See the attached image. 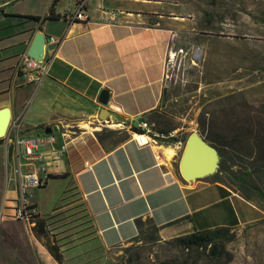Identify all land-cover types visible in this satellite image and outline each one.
Returning a JSON list of instances; mask_svg holds the SVG:
<instances>
[{
	"label": "crops",
	"instance_id": "crops-1",
	"mask_svg": "<svg viewBox=\"0 0 264 264\" xmlns=\"http://www.w3.org/2000/svg\"><path fill=\"white\" fill-rule=\"evenodd\" d=\"M134 1L99 0L93 9L89 0L90 20L70 26L63 17L75 0H0V21L9 15L41 17L34 30L6 34L0 26V109H11L8 133L37 135L46 133L43 127H57L52 132L57 147L64 141L68 145L63 157L41 146L44 161L23 164L22 171L44 176L45 166L48 180L41 188L66 180V190L76 189L100 245L109 250L133 242L147 221L168 235L244 225L262 218L261 209L228 185L208 179L209 175H184L182 159L193 133L184 127L187 120L177 113L172 103L178 99L169 95L166 83L171 35L166 37L164 15L157 13L158 20L151 23V13L129 4ZM40 31L67 34V38L49 77L37 87L16 68ZM104 89L109 93L106 104L99 101ZM141 120H161L169 129L164 133L171 132L172 137L139 145L132 129ZM104 130L127 132L128 137L100 152L95 143H100L97 135ZM88 142L94 145L83 149L81 145ZM170 147L175 151L171 158L165 156ZM18 165L12 144L7 137L0 138V210L18 196ZM31 198L46 218L33 193ZM54 263L59 264L55 259Z\"/></svg>",
	"mask_w": 264,
	"mask_h": 264
},
{
	"label": "rangeland",
	"instance_id": "rangeland-1",
	"mask_svg": "<svg viewBox=\"0 0 264 264\" xmlns=\"http://www.w3.org/2000/svg\"><path fill=\"white\" fill-rule=\"evenodd\" d=\"M90 4L96 9L99 0ZM129 4L150 12L151 23L158 20L157 13L164 15L166 37L171 35L166 83L169 95L178 99L172 104L187 120L184 127L204 136L219 152L216 161L212 158L216 167L204 175L240 195L244 187L263 216L214 230L223 249L220 256L211 254L210 246L186 248L177 239L190 233L163 235L150 221L133 242L109 250L100 245L76 189L66 190V180L51 181L31 193L62 245L64 264H159L166 259L181 264H264V0H135ZM240 126L245 129L239 130ZM103 135L105 140L97 135L100 143H95L100 152L119 144L125 132L104 130ZM221 162L226 172L219 170ZM254 165L260 168L246 176ZM12 204L6 203L4 216L0 214V264H56L46 250V240L34 231L29 234L13 216Z\"/></svg>",
	"mask_w": 264,
	"mask_h": 264
},
{
	"label": "built area",
	"instance_id": "built-area-1",
	"mask_svg": "<svg viewBox=\"0 0 264 264\" xmlns=\"http://www.w3.org/2000/svg\"><path fill=\"white\" fill-rule=\"evenodd\" d=\"M89 0H75L74 7L68 10V17H63L70 26L76 22H87L90 20L88 12ZM67 38V34L63 36L47 35L45 53L41 60L32 58L28 54L22 55L18 64L17 72L23 75L29 83L39 87L43 81L49 77L54 61L58 57L62 44ZM30 105V101L26 103V108ZM12 122V121H11ZM47 127H43V130ZM64 134V133H63ZM132 134L139 145H148L160 139L172 137V133H164L158 130L155 123L148 120H141L136 128L132 129ZM66 136V134H64ZM137 136V137H136ZM8 142L12 144L19 165L16 172L20 178V188L18 196L11 201L13 203L9 206L13 216L21 221L26 231L31 234L36 225V216L40 215L35 203L31 200V190L34 188L44 187L48 180L47 168L42 167L44 176L36 171H22L23 164H32L34 162H43L45 152L41 150V146H47L50 151H55L58 157H63L66 154L68 145L64 141L57 147V137L54 133H43L37 135H26L21 133L9 134L5 136ZM24 163L22 162V159ZM89 169H92V164L86 162ZM6 203L1 207V217L4 216Z\"/></svg>",
	"mask_w": 264,
	"mask_h": 264
},
{
	"label": "trees",
	"instance_id": "trees-1",
	"mask_svg": "<svg viewBox=\"0 0 264 264\" xmlns=\"http://www.w3.org/2000/svg\"><path fill=\"white\" fill-rule=\"evenodd\" d=\"M41 17L35 15H9L6 19L0 21V26H3L5 30L3 33L10 34L18 30H34L37 22H39ZM19 62V61H18ZM157 128L161 129L160 126L162 124L161 120L154 121ZM136 128V127H133ZM230 129H234L230 127ZM244 126H240L239 130H244ZM252 130V129H251ZM169 129L164 128L162 132H167ZM104 132V131H103ZM103 132L99 133L100 141L105 140V135ZM113 133L118 134L122 133L120 131H113ZM128 137V133H125V136L120 139V142L123 141L125 138ZM212 140V139H211ZM119 142V143H120ZM258 165H254L250 167L248 171H245L246 176H251L254 170L259 169ZM219 170L221 172H226L228 169L223 165L221 162L219 165ZM57 176H50V178H56ZM242 192V197L246 200L250 201L251 195L245 191V188L240 189ZM263 216V213H262ZM37 222L34 227V232L37 234L39 238H44L45 246L52 257L59 263L64 264V250L62 249V245L58 243L57 240L54 239L53 230L49 229L48 218H44L41 215L36 216ZM151 222V221H150ZM156 226V225H155ZM220 228H215L213 230H203L193 232L181 237H178L179 243H181L186 248L192 247H199L207 249L210 246L209 252L215 256H220L223 253V249L221 248L220 244L216 241L214 230H218ZM159 264H181L176 259H166L161 261Z\"/></svg>",
	"mask_w": 264,
	"mask_h": 264
},
{
	"label": "water",
	"instance_id": "water-1",
	"mask_svg": "<svg viewBox=\"0 0 264 264\" xmlns=\"http://www.w3.org/2000/svg\"><path fill=\"white\" fill-rule=\"evenodd\" d=\"M47 35L43 32H38L27 52L28 56L41 60L45 53ZM167 88L164 91V103L167 100ZM109 99L108 90H102L99 101L106 104ZM12 121V112L9 107L0 109V138L5 136L9 132L10 124ZM57 127L48 126L45 129L46 133H52L56 131ZM218 150L208 143L207 140L199 133H193L185 150V154L182 159V171L186 177H197L203 175L209 171H212L216 167V159H218ZM210 157L215 158L212 161Z\"/></svg>",
	"mask_w": 264,
	"mask_h": 264
},
{
	"label": "bare ground",
	"instance_id": "bare-ground-1",
	"mask_svg": "<svg viewBox=\"0 0 264 264\" xmlns=\"http://www.w3.org/2000/svg\"><path fill=\"white\" fill-rule=\"evenodd\" d=\"M64 17H68V12H66L65 13V16ZM175 19H178V17H174ZM181 51H183V50H181ZM201 54V50L200 49H196L195 50V55H196V57H198L199 55ZM176 56H177V54L175 53V51H173L172 52V54H171V57H172V59H175L176 58ZM194 64H196V62H194ZM114 126V125H113ZM95 130L96 129H98V128H94ZM99 130V129H98ZM137 137V136H136ZM171 146V145H170ZM161 149H163V147H160ZM160 149V150H161ZM167 149V148H166ZM164 150H165V148H164ZM177 153V152H176ZM168 156L169 158H171V157H173L174 155H175V151L170 147L169 149H167V150H165V156ZM213 158V157H212ZM211 157H210V159L212 160V161H214L213 159H212ZM169 160V159H168ZM189 178H193V177H189ZM195 178V177H194Z\"/></svg>",
	"mask_w": 264,
	"mask_h": 264
}]
</instances>
